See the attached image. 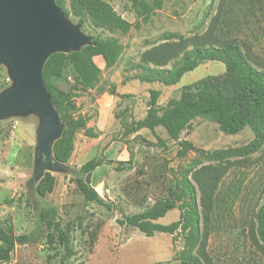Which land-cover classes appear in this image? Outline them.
Wrapping results in <instances>:
<instances>
[{
    "label": "rangeland",
    "instance_id": "374dc122",
    "mask_svg": "<svg viewBox=\"0 0 264 264\" xmlns=\"http://www.w3.org/2000/svg\"><path fill=\"white\" fill-rule=\"evenodd\" d=\"M76 1L55 3L90 40L117 39L122 45L115 66L102 68L100 87L111 77H135L139 73L135 65L149 57L168 60L164 66L170 68L186 52L209 44L211 38L205 35L212 26L215 32L230 33L245 41L264 60V0H103L130 23L126 31L95 26L88 15L75 14ZM143 3L151 7L147 14L141 13ZM94 59L98 66L104 65L101 56ZM224 71V63L204 61L183 74L177 83H150L148 89L160 90L157 103L165 106L170 99H178L183 85ZM0 72L1 93L14 81L6 64L0 63ZM55 84L75 95L73 100L80 113L87 102L92 113L89 118L94 115L93 97L75 82L69 64ZM133 91L135 95L117 100L116 113L122 116L123 109H129L130 104L131 115L143 114L149 92L144 88ZM40 122V117L30 111L0 119V228L10 227L16 234L31 236L29 242L15 245L10 259L1 264H181V232L146 236L135 227L119 225L117 220L159 200L172 198L181 203L177 197L185 173L189 172L188 179L196 186L191 173L216 164L204 158L206 152L240 146L253 138L249 127L225 134L213 118L197 117L182 132L181 139L201 152L188 150L185 156H177V142L162 127L155 135L166 146H161L147 128L124 133L123 121L107 126L103 136H99L101 132L96 126L87 125L96 136L78 130L69 162H57L52 169L45 166L37 175L40 157L36 151V130ZM81 151L85 154L81 155ZM92 157L105 160L92 172L94 189L105 204L84 199L73 181L74 172ZM231 161L214 194H218L219 201H214L211 213L207 250L215 264H264V246L257 244L251 230L254 212L264 197V142L259 151L246 159ZM45 171L54 175L55 185L51 193L41 197L36 194L35 185ZM231 190L235 195L228 196ZM46 208L56 209L57 219L68 233V251L57 243H47V232L55 236L57 232L39 221L40 209ZM179 213L175 207L156 222L168 224L177 220Z\"/></svg>",
    "mask_w": 264,
    "mask_h": 264
},
{
    "label": "trees",
    "instance_id": "16d2710c",
    "mask_svg": "<svg viewBox=\"0 0 264 264\" xmlns=\"http://www.w3.org/2000/svg\"><path fill=\"white\" fill-rule=\"evenodd\" d=\"M56 3L60 4V0H56ZM141 7L142 14L151 11V7L145 3L141 4ZM74 12L77 15H88L95 26L112 31H126L130 26L128 21L116 14L103 0H77ZM205 36L211 38L209 44L197 46L186 52L170 68L164 66L168 60L150 57L144 63L136 64L135 68L139 73L134 78L141 82H159L168 86L177 83L183 74L193 70L201 62L214 60L224 63L225 71L183 85L178 99H170L165 106H159L157 103L160 90L149 89L144 117L131 121L127 124L130 127L125 126L124 131L129 134L147 128L155 135V127L161 126L168 136L177 142L179 146L177 156H185L188 150L201 152L189 141L181 139L182 132L189 128L197 117L213 118L225 134H235L245 127H249L253 132V138L246 144L206 152L204 158L215 161L216 164L199 167L191 173L196 186L188 179L189 172L185 173L177 197L181 203L177 204L172 198L159 200L142 211L124 214L122 219L117 220L119 225L135 227L146 236H152L155 232L167 234L181 232L184 245L179 254L181 264H215L207 245L214 201H219L218 194L214 196L217 185L222 175L229 169L233 158L246 159L259 151L264 142V60L251 50L248 43L230 33L227 35L225 32H215L214 26ZM121 51L122 45L117 39H93L77 50L53 52L44 61L43 80L62 124L61 136L52 144L56 162H69L78 130L84 129L85 135L91 137L96 136V133L87 126L89 116L79 112L73 100L75 95L57 87L55 80L62 77L65 67L69 64L75 82L87 91L96 86L101 78L102 69L94 58L101 56L104 67L108 69L115 66ZM155 136L161 146H166L160 137ZM104 162L105 160L100 157H93L74 172L76 190L84 199L98 204L105 203L91 186L90 178L92 171ZM54 185V175L45 171L36 182L35 192L38 196L44 197L53 191ZM227 195H235V191L231 190ZM222 202L221 199L220 203ZM175 207L180 211L177 220L168 224L156 222ZM38 218L40 222H45L48 228L52 227L57 232V236L47 232V243L51 246L57 243L68 251L70 249L68 233L57 219L56 209H40ZM251 230L257 244L263 248L264 197L254 212ZM30 238L31 236L27 234L14 233L10 227L0 228V264L10 259L15 245L27 243Z\"/></svg>",
    "mask_w": 264,
    "mask_h": 264
},
{
    "label": "water",
    "instance_id": "95a60500",
    "mask_svg": "<svg viewBox=\"0 0 264 264\" xmlns=\"http://www.w3.org/2000/svg\"><path fill=\"white\" fill-rule=\"evenodd\" d=\"M90 41L55 0H0V63L8 66L14 81L0 93V119L27 111L40 117L37 175L45 166L52 169L57 164L52 144L62 133L59 114L43 80L44 61L53 52L77 50Z\"/></svg>",
    "mask_w": 264,
    "mask_h": 264
},
{
    "label": "crops",
    "instance_id": "0c3cea01",
    "mask_svg": "<svg viewBox=\"0 0 264 264\" xmlns=\"http://www.w3.org/2000/svg\"><path fill=\"white\" fill-rule=\"evenodd\" d=\"M99 67L102 69V68H104V65L99 66ZM150 83H157V82H141L134 77L129 78V79H126V78L124 79L121 76H119V78L115 76L113 78L111 77L107 83H105L102 87H100V85H102V80L99 81L96 86L87 90V93L89 92L90 95L93 97V106H94V109L92 110L94 112L93 113L94 115H92L91 118L88 120L87 125L88 126H90V125L96 126L97 131L101 132L99 136H103L104 130H105V128H107V126L117 125L120 121H123L122 123L124 124V126H126L131 121H137L139 119H142L145 115L146 110L143 112V114L141 116H135V114L131 115L130 114V112H131V109H130L131 105L130 104L127 105V106H129V109H127V110L123 109V111H122L123 115L122 116L119 115L118 113H116L117 100L119 98H121L122 96H129L130 97L131 95H135V93L133 91V89H135V88L136 89H143L144 88V90H149L148 88H149ZM85 105H86L85 110H82L81 112H82V114L90 116L92 114L91 112H89L90 104H88L86 102ZM124 106H126L125 103H124L123 107ZM95 108H96V110H95ZM133 116H135V117H133ZM160 127L161 126L155 127V129H154L155 133H158V128H160ZM142 129L136 131L135 133L142 132L143 131ZM85 149H86V147H85ZM84 154H85L84 151H81V155H84ZM89 159H91V158H87L84 162L88 161ZM94 183H95V177H93L92 173H91L90 184L93 188H95Z\"/></svg>",
    "mask_w": 264,
    "mask_h": 264
}]
</instances>
